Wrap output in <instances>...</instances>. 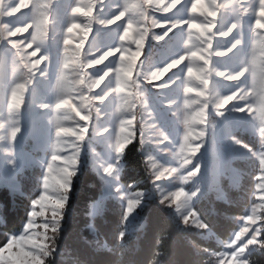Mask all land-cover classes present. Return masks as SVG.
Returning <instances> with one entry per match:
<instances>
[{
	"label": "rangeland",
	"instance_id": "obj_1",
	"mask_svg": "<svg viewBox=\"0 0 264 264\" xmlns=\"http://www.w3.org/2000/svg\"><path fill=\"white\" fill-rule=\"evenodd\" d=\"M194 5L200 10L194 11ZM262 10V0H0V185L19 188L20 172L40 168L36 199L44 192L43 176L51 162L58 179L71 174L69 199L74 180L88 166L102 182L96 212L108 197L127 210L129 201H137L127 215L133 228L150 196L122 179L125 147L138 135L160 201L178 225L214 240L218 246H206L214 264H255L254 254L264 250V107L258 95L239 99L252 87L251 72L227 77L245 65L256 71L264 66ZM72 25L77 27L70 32ZM165 68L162 76L153 77ZM232 93L237 96L224 103ZM249 104L254 105L251 112ZM238 128L256 135V148L235 143L230 133ZM186 141L202 145L194 157ZM226 147L256 158L259 171L255 201L239 227L222 238L201 218L195 202L217 183L218 171L211 172L223 170ZM214 158L221 161L219 167ZM188 159L192 164H185ZM197 162L203 165L201 175L190 177ZM197 187L201 191L192 196ZM176 193H182L179 199ZM53 203L47 201L43 209L31 204L30 212L38 215H29L11 235L9 241L18 238L12 248L20 255L16 264L45 261L41 249L48 245L51 251L67 204L56 209ZM194 218L208 227H199ZM87 238L108 246L93 225ZM0 264L13 262L0 253Z\"/></svg>",
	"mask_w": 264,
	"mask_h": 264
},
{
	"label": "trees",
	"instance_id": "obj_2",
	"mask_svg": "<svg viewBox=\"0 0 264 264\" xmlns=\"http://www.w3.org/2000/svg\"><path fill=\"white\" fill-rule=\"evenodd\" d=\"M230 134L257 147L256 135L247 130L233 129ZM144 149L141 138L135 136L125 147L122 171L125 182L136 183L150 193L141 209L139 225L128 227L126 206L112 197L106 199L101 212H96L94 203L102 191V182L86 166L74 180L55 235V251L43 264H214L206 250L207 245L218 246L214 240L206 239L193 227L181 228L160 201ZM216 171L217 183L198 197L195 207L220 237L227 238L256 199L259 165L256 158L233 154L226 147L223 170L213 169L211 174ZM42 175L40 168L28 167L18 175L19 188L10 183L0 185V248L24 226L40 191ZM90 225L105 238L107 247L88 240ZM253 261L264 264V250L255 253Z\"/></svg>",
	"mask_w": 264,
	"mask_h": 264
},
{
	"label": "clouds",
	"instance_id": "obj_3",
	"mask_svg": "<svg viewBox=\"0 0 264 264\" xmlns=\"http://www.w3.org/2000/svg\"><path fill=\"white\" fill-rule=\"evenodd\" d=\"M262 3H264V0H262ZM261 14L264 15V10L261 11ZM121 17L124 15L123 12H121L119 14ZM209 16H212V17H215L213 15H211L210 13H208ZM119 18V17H117ZM130 26V25H129ZM262 27H264V25H261ZM232 27H235V24L232 25ZM209 31H211V28L208 29ZM232 28H229L228 31L231 32ZM227 34V33H225ZM162 39V37H160ZM240 41L237 40L235 42V44H233V47L236 46V44H239ZM231 50V49H229ZM255 63V62H253ZM164 69H158L154 74H153V77L154 78H159L160 76H162L164 74ZM245 72H251V75H252V87L249 88V90L247 92H244L243 95H240L239 96V99L241 101L245 100L248 96H249V93H251L253 96H259V100H260V103H261V106L264 107V66H259V71H256L252 68H250L248 65H245L243 68H241L240 72L236 75H229L227 78L228 79H238L239 76L243 75ZM220 75H224V73H220ZM237 96V93H232L230 96H227L223 99V102L224 103H227L228 101L232 100L234 97ZM254 105H247V108L249 110V112L252 111ZM238 111H244L243 108L241 109H238ZM204 136V133L201 132L197 137L196 139H200V137ZM235 143L239 144L241 143L239 140H236ZM186 147H187V151L191 154V156H195L197 151L202 147L201 144H187V141H186ZM192 160L191 159H188L185 161V164H192ZM213 165L215 167H219V164L221 163L220 160L218 159H213ZM48 165H52L51 162H49ZM202 163L200 162H197L195 164V167L192 169V171L188 174L190 177H198L199 175H201V172H202ZM53 173H54V169H53ZM54 175V174H53ZM56 178L57 176L54 175ZM71 176V175H70ZM70 176L68 179H65V180H60L63 182V185H67V187H64L61 185V183H58L57 182V179H48L49 177V172H48V166L47 168L45 169V174L43 176V188H44V192H42L40 194V196L38 198H36L35 200L39 199L42 195H44V193H47L48 194V201H53V207L56 208V209H62L63 207H60V205L57 203V202H60L64 204L67 202V199H68V191H70L71 189V181H70ZM158 178V177H157ZM201 189L199 187L196 188L195 191H193L191 193L192 196H196L198 192H200ZM35 206V205H33ZM131 212L129 210H127L126 214H125V219H127V215L128 213ZM59 215V218H62L63 216V213L62 211H60L58 213ZM190 215H192V213H190ZM54 216V220L56 219V216H57V213L54 212L53 214ZM185 222H187V218H185ZM194 223H197L199 225V227L201 228H207L208 225L200 222L198 219H195L193 220ZM56 227H58V220H56V225L55 227H53V232L56 231ZM123 235V233H121V236ZM47 239V237H46ZM261 245L264 246V242H261ZM48 245H44L43 248L41 249V251H43V254L45 257L47 256H50L52 254L53 251H55V242H54V238H52V248H51V251H48Z\"/></svg>",
	"mask_w": 264,
	"mask_h": 264
},
{
	"label": "snow or ice",
	"instance_id": "obj_4",
	"mask_svg": "<svg viewBox=\"0 0 264 264\" xmlns=\"http://www.w3.org/2000/svg\"><path fill=\"white\" fill-rule=\"evenodd\" d=\"M193 10H194V11H198V10H200V9L197 8L196 5H194V6H193ZM203 10H204V11H207L208 13H210V14L213 15V16L216 15L215 12L208 10L206 6L203 8ZM74 11H81V9H74ZM258 23H259V21H258ZM74 27H77V26H76V25H72L68 30L71 32L72 29H73ZM192 27H200V26H199V25H196V24L193 23ZM127 35H128V32L126 31V32H125V36H127ZM67 42H70V41H66V43H67ZM132 59H133V60L135 59V54L133 55ZM182 59H183V57H181V60H182ZM174 63H177V64H178V63H180V61L177 60V61H175ZM168 67H171V65H169ZM167 70H168V69L165 68L163 71L166 72ZM190 71H191V70H190ZM17 87H18V88H23V85H18ZM17 96H18V93L14 91V92L12 93V98H13L14 101L17 99ZM60 131H70V129H60ZM189 134H191V133H189ZM122 148H123V144L119 145L117 150L119 151V150H121ZM53 159L55 160V159H57V157L53 156ZM73 163H75V161H73ZM61 171L67 172V169H62ZM48 172H49V177H48V179H57V182H58V183H61L62 186L67 187V185H63V182L60 181L58 178H56V177L53 175V165H48ZM70 175H71V174L69 173V176H70ZM181 195H182V193H176V198L179 199V197H180ZM48 199H49L48 194H47V193H44V195H42L39 199H37V200H33V201H32V204H33V205H40L41 208L43 209V206H44V204L48 201ZM57 203L60 205V207H63V204H62V203H60V202H57ZM136 203H138V202H137V201H129V208H128V210H129V211H132V207H133ZM41 214H42V213H41ZM29 215L34 217V216L38 215V213H36V212H30ZM30 226H31L30 224H29V225H26V227H30ZM19 239H23V237H20ZM13 245H17V246H18V238L13 237V238H12V239H11V240H10V241H9L4 247H3V248H0V253H6L7 258H8L9 260H11V261L13 262V264H16V261H17L18 259H20V255H19V253H16V252H13V251H12ZM21 251L23 252V249H21Z\"/></svg>",
	"mask_w": 264,
	"mask_h": 264
}]
</instances>
